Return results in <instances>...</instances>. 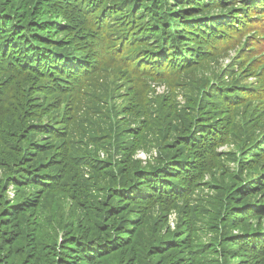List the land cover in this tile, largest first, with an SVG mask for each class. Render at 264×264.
<instances>
[{
  "label": "trees",
  "instance_id": "trees-1",
  "mask_svg": "<svg viewBox=\"0 0 264 264\" xmlns=\"http://www.w3.org/2000/svg\"><path fill=\"white\" fill-rule=\"evenodd\" d=\"M0 264H264V0H0Z\"/></svg>",
  "mask_w": 264,
  "mask_h": 264
},
{
  "label": "rangeland",
  "instance_id": "rangeland-1",
  "mask_svg": "<svg viewBox=\"0 0 264 264\" xmlns=\"http://www.w3.org/2000/svg\"><path fill=\"white\" fill-rule=\"evenodd\" d=\"M228 60H229L228 58L223 59L222 63H224V62L226 63V62H228ZM249 80L252 81V80H254V79L249 78ZM222 149H227V147H223ZM143 155H145V157H147V155H146L144 152L139 151V152L136 154V158H139V159H143V160H144L145 158H143ZM8 194H9L10 196H12V194H13V188H12V186H9ZM171 217H172V219H173L175 216H174V215H171ZM172 219H171V221H170V224H171V226L173 227V226H174V222L172 221ZM233 232H238V230H234ZM54 234H55V239H56V240H60V239H61V237H62L61 230L59 231V230L55 229Z\"/></svg>",
  "mask_w": 264,
  "mask_h": 264
},
{
  "label": "clouds",
  "instance_id": "clouds-1",
  "mask_svg": "<svg viewBox=\"0 0 264 264\" xmlns=\"http://www.w3.org/2000/svg\"><path fill=\"white\" fill-rule=\"evenodd\" d=\"M160 89L162 88H157V92H160ZM146 154V153H145ZM147 155V154H146ZM143 158H146L145 155H143Z\"/></svg>",
  "mask_w": 264,
  "mask_h": 264
}]
</instances>
